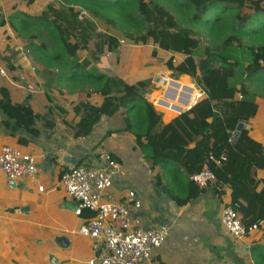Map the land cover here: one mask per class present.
Here are the masks:
<instances>
[{
	"label": "trees",
	"instance_id": "obj_1",
	"mask_svg": "<svg viewBox=\"0 0 264 264\" xmlns=\"http://www.w3.org/2000/svg\"><path fill=\"white\" fill-rule=\"evenodd\" d=\"M81 13L121 33L134 46L152 45L184 57L183 63L175 67L170 56L166 67L181 75H193L198 70V87L204 97L178 115L177 108L186 109L199 95L195 90L188 91L183 84L168 81L166 100H163L167 104L161 108L166 121L178 116L163 124L161 115L144 97L151 89L147 83L127 84L116 77L90 72L88 59L79 61L77 54L89 36L84 44L74 41L68 26L78 23ZM6 26L19 38L31 40L27 41L29 50L46 69L60 72L57 85L66 83L71 92L89 90L86 100L71 108L78 117L74 138L87 137L102 117L119 112L124 130L133 136L134 144L152 167L157 168V187L176 206L184 207L212 189L217 198L229 194V206L239 214L246 234L253 225L264 223V175H261L264 143L251 134L250 128L258 105L255 95L236 75L237 68L242 67L236 51L238 45L256 37L261 42L248 48L251 64L246 68L250 76L257 77L256 83L264 85V0H51L39 14L16 12L8 19L0 16V28ZM204 30H217L225 37L219 48L202 47L198 32ZM39 35H46L47 43L36 41ZM116 39H99L98 51H103L105 45L108 52H114ZM198 55L200 59L196 63L194 58ZM184 90L188 93L181 95ZM92 94L102 96L101 105L90 104L88 99ZM47 99V117L52 113L67 114L51 97ZM29 100L26 97L23 104H17L7 88L0 87V114L4 118L1 125L5 129L38 136L35 125L41 120L46 122L47 117L34 113ZM239 123L248 125L249 129H242L233 142L232 135ZM45 124L53 126L48 121ZM114 132L119 131H108L103 138ZM211 157L220 163H213ZM205 166L215 175L216 182L199 189L192 177ZM165 176L171 184L181 187L182 196L164 180ZM83 213L87 220L94 216L87 210Z\"/></svg>",
	"mask_w": 264,
	"mask_h": 264
},
{
	"label": "crops",
	"instance_id": "obj_2",
	"mask_svg": "<svg viewBox=\"0 0 264 264\" xmlns=\"http://www.w3.org/2000/svg\"><path fill=\"white\" fill-rule=\"evenodd\" d=\"M0 31L1 44L18 42L16 56L20 57L10 60V67L24 81L22 68L27 66L33 74L36 71V68L32 70V59L27 60L18 51L26 43L14 37L6 27ZM115 52L108 53L119 58L111 68L104 70L103 64L99 69L90 63L89 71L119 78L127 84L139 81L150 84L159 79L156 72L141 80L129 76L128 69H124L122 64L135 54V49L123 51L117 48ZM152 54L147 53L148 57ZM145 56L141 53V59ZM77 57L79 61L87 59ZM145 62L137 61L136 65ZM7 68L0 63V70L6 72L5 77L0 76V83H3L0 87L7 88L13 102L23 104L25 98L30 97L33 112L41 116L46 114L47 117V98L51 97L67 114L52 113L47 117L46 122L53 126L45 124L44 120L37 122L38 136L5 129L1 125L4 118L0 114V147L15 146L23 153L35 156L38 167L34 179L19 181L14 187L7 185L5 176L0 172V264H87L97 254L99 243L78 233L80 225L87 220L86 214L82 211L80 216L75 215L77 202L66 197L59 186L64 169L73 167L70 162L78 163L77 166L95 167L96 159L89 156L95 151L110 153L125 173L115 178L106 201L121 203L128 190H136L142 203L137 214L143 227L148 229L161 224L169 227V236L145 264H264V223L237 240L224 234L219 214L222 207L229 206V194L217 198L212 189H207L184 207L176 206L157 187V168L152 167L134 144L133 136L124 130L119 112L111 117H102L87 137L74 138L73 128L78 117L71 108L85 101L89 90L65 91L62 84L57 87V75H50L43 67L36 75L37 84L32 91L33 82L16 83L9 77ZM64 85L67 86L66 83ZM36 95L45 99V105L37 102ZM88 101L93 106H99L103 98L92 94ZM252 124L253 120L250 123L251 134L264 143V115L261 126L256 128ZM108 131L119 132L103 138ZM39 187L43 188L42 191L38 190ZM175 187L171 184L172 189L175 190ZM177 194L182 196L184 191H177Z\"/></svg>",
	"mask_w": 264,
	"mask_h": 264
},
{
	"label": "built area",
	"instance_id": "obj_3",
	"mask_svg": "<svg viewBox=\"0 0 264 264\" xmlns=\"http://www.w3.org/2000/svg\"><path fill=\"white\" fill-rule=\"evenodd\" d=\"M18 51L27 60L31 59L30 51L26 46H20ZM32 70L35 68L32 67ZM0 76L5 77L6 72L0 70ZM185 88L194 91L193 88ZM187 90L180 94L188 93ZM198 95L193 104L186 109L177 108L178 115L196 105L201 100V94ZM181 101L185 99L181 98ZM157 104L162 105L158 102ZM89 156L96 159L95 167L76 166L64 169L59 181L65 196L77 202L75 215L80 216L84 210L94 214L78 228L81 236L100 245L97 254L87 264L147 263L153 252L159 249L169 236V227L164 224L148 229L143 227L141 217L137 214L142 203L136 190H128L121 203L106 201L107 192L114 185L115 178L124 176L125 173L116 159L106 151H95ZM211 161L217 165L220 163L212 157ZM0 172L5 176L7 185L14 187L19 181L35 178L38 173L36 158L31 154L23 153L15 146H1ZM192 180L197 188L202 189L209 183L216 182V177L205 166L198 175L192 177ZM42 189V187L38 188L39 191ZM219 215L221 227L228 238L237 240L246 235L240 216L232 207H222ZM256 229L257 225H253L248 232Z\"/></svg>",
	"mask_w": 264,
	"mask_h": 264
},
{
	"label": "rangeland",
	"instance_id": "obj_4",
	"mask_svg": "<svg viewBox=\"0 0 264 264\" xmlns=\"http://www.w3.org/2000/svg\"><path fill=\"white\" fill-rule=\"evenodd\" d=\"M148 1V0H147ZM51 2V0H0V16L8 19L11 15H14L16 12H23V13H29L30 15L33 14H39L40 11H44L47 7V5ZM163 6L168 9L170 12L173 13V9H171L167 4H163ZM78 9L76 8L75 11ZM174 14V13H173ZM7 29L10 30L9 26H6ZM3 30V28H0ZM11 31V30H10ZM1 32V31H0ZM12 33V31H11ZM68 33L71 35V38L74 41H77L81 44H84V39L86 36H89V40L87 41L86 45L84 44V47L79 50L78 56H83L87 58L90 63H92L97 68H101L104 64V70H107L108 68H111V65H113L114 62H116L118 56H115L113 54L117 52H113V54H108L110 52L107 51V48L105 45H103L104 50L99 52L96 46V43L99 41L107 40L108 37H116L117 39V48H120L123 51H126L127 49H135V54L133 53L130 55L129 59L125 60L122 64V67L124 69H128L129 76H133L138 79H144L147 76L151 75L153 72L157 73V78H159L157 81H151L150 84V91L144 96L145 99L152 103L154 110L161 115V120L163 124H167L171 120H173L175 117H172L169 119V121L165 120V113L161 108V105H158V101L166 100L164 97V94L168 88L167 82L173 81L176 83L183 84L186 87L193 88L195 91H197L199 94H201L200 99L204 97V95L201 93L198 83H199V71L197 70L193 75H181L180 72H173L169 71L166 67V61L170 56H173V65L176 67L180 66L183 61L184 57L173 54L171 52H163L161 50H158L152 45L147 46H134L132 45L131 41L125 39L121 33L117 32L116 30L107 27L103 23H99L98 21L92 19L87 14L81 13L78 17V23L75 25L68 26ZM199 38L201 41L202 47H210L212 49L219 48L221 46V40L225 37H222L220 34H218L217 30H213V32L204 30L199 31ZM15 35L14 33H12ZM15 35L14 37H16ZM19 38V36H17ZM16 38V39H17ZM21 39V38H19ZM19 39H17L19 41ZM26 39L29 43L31 42L30 39ZM23 40V39H21ZM259 39L255 38H248V40L243 41L238 45V48L236 49L237 55L241 61V68H237L236 75L237 80L240 81L241 84H243L251 93L255 95L256 103L258 105V113L253 119V127L258 128L263 124V107H264V85L258 84L255 82V79L257 77H252L249 75L248 69L246 68L247 65L251 64V56L248 51V48L256 47L261 41H258ZM25 41V40H24ZM25 41L26 46L28 48V43ZM36 41H48V38L46 35H39L36 38ZM18 42L17 41H10L8 44L4 45L0 43V63H3L7 69L10 71L8 72L9 77L14 81L16 80V83H26L27 81L33 82L31 85L32 91H35L34 86L37 84L36 75L39 71L42 70L44 65L39 62L36 58H34L33 54L30 51V56L32 59V67L36 68V71L31 73L26 66L25 68H22V75L23 78H25L24 81H21V76L19 77L18 74L15 73L14 70L10 69L11 62L10 60H14L19 58L20 56L17 54L16 56V46ZM29 49V48H28ZM154 53L151 56L148 57L147 53ZM141 53L146 54L144 59H141ZM17 57V58H16ZM200 59V55L196 56L194 58L195 62L198 63ZM145 62V64L136 65V62ZM102 63V64H101ZM92 67V66H91ZM45 68V67H44ZM46 69V68H45ZM50 75H57L60 73L56 70H50L47 69ZM166 82V83H165ZM0 85H3V83H0ZM64 87L63 89L65 91H69L70 88L67 85L62 84ZM61 85V86H62ZM60 85H57V87H61ZM39 87V86H37ZM43 89V88H42ZM25 93V92H24ZM39 95H36L35 99L37 102H43L45 105V99L43 97H37ZM60 98V97H58ZM162 99V100H161ZM65 101V100H63ZM262 104V105H261ZM46 115V114H45ZM46 117V116H45ZM164 180L171 185L170 179L165 176ZM175 189L179 192H182L181 187H175Z\"/></svg>",
	"mask_w": 264,
	"mask_h": 264
},
{
	"label": "water",
	"instance_id": "obj_5",
	"mask_svg": "<svg viewBox=\"0 0 264 264\" xmlns=\"http://www.w3.org/2000/svg\"><path fill=\"white\" fill-rule=\"evenodd\" d=\"M166 83V82H165ZM190 90V89H189ZM182 113V112H181ZM180 113V114H181ZM179 114V115H180ZM176 118V117H175ZM242 129H249V126L248 125H246V124H244V123H239L238 125H237V127H236V129H235V131L233 132V135H232V141L233 142H235L237 139H238V137H239V133H240V131L242 130ZM71 163V165L73 166V167H76L77 165H78V163H73V162H70ZM163 195V194H162Z\"/></svg>",
	"mask_w": 264,
	"mask_h": 264
},
{
	"label": "bare ground",
	"instance_id": "obj_6",
	"mask_svg": "<svg viewBox=\"0 0 264 264\" xmlns=\"http://www.w3.org/2000/svg\"><path fill=\"white\" fill-rule=\"evenodd\" d=\"M167 93H169V89H168V92ZM167 97H169V95H167ZM170 98H172V97H170ZM159 102L162 103V105H165V102L164 101H159Z\"/></svg>",
	"mask_w": 264,
	"mask_h": 264
},
{
	"label": "clouds",
	"instance_id": "obj_7",
	"mask_svg": "<svg viewBox=\"0 0 264 264\" xmlns=\"http://www.w3.org/2000/svg\"><path fill=\"white\" fill-rule=\"evenodd\" d=\"M232 141V140H231Z\"/></svg>",
	"mask_w": 264,
	"mask_h": 264
}]
</instances>
